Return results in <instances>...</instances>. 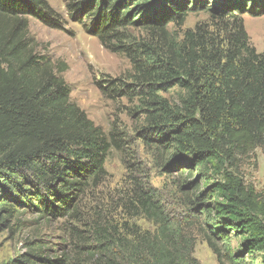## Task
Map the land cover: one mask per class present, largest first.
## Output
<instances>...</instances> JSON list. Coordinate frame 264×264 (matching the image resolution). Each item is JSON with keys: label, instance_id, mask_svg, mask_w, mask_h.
Masks as SVG:
<instances>
[{"label": "trees", "instance_id": "obj_1", "mask_svg": "<svg viewBox=\"0 0 264 264\" xmlns=\"http://www.w3.org/2000/svg\"><path fill=\"white\" fill-rule=\"evenodd\" d=\"M89 1L80 7L89 30L101 42L112 38L107 49L132 65V84L118 93L138 101L145 116L138 137L173 193L162 196L133 180L121 207L155 229L129 222L99 227L81 264H200L196 236L216 264H248L254 254L264 264V193L242 172L264 148V50L250 43L243 16L264 15V0ZM45 7L43 0H0V212L8 211L2 223L15 213L9 200L75 218L85 194L105 181L106 158L118 147L114 133L70 101L64 78L37 54L27 17L45 20ZM199 11L208 25L180 39L169 34L170 24L181 27ZM129 28L145 31L149 43L122 44L129 36L119 30Z\"/></svg>", "mask_w": 264, "mask_h": 264}, {"label": "rangeland", "instance_id": "obj_2", "mask_svg": "<svg viewBox=\"0 0 264 264\" xmlns=\"http://www.w3.org/2000/svg\"><path fill=\"white\" fill-rule=\"evenodd\" d=\"M43 2L46 5L45 20L35 14L27 17L30 38L36 44L37 54L51 62L64 78L70 101L95 126L107 134L114 133L118 147L112 146L106 158L105 181L85 194L75 218L46 216L25 203L9 200L8 208L14 205L15 213L2 223L8 211L0 212V264H52L57 260H63V264H81L88 260L89 247L99 240L96 236L99 227L109 225L118 229L123 222H129L142 230L155 229L151 222L141 217L131 219V214L121 207L123 196L132 188L133 180L145 189H157L162 196L173 193L170 182L138 137L145 118L137 112L138 101L118 93L123 85L131 86L132 65L124 54L107 49L115 44L112 38L101 42L89 30L92 23L80 7L90 1ZM97 9L98 3L91 5L88 12ZM243 21L250 43L261 53L264 50V15L251 17L247 14ZM208 23L206 13L192 12L181 27L170 24L168 32L180 39L185 30ZM119 32L129 36L128 41L122 43L125 46L149 43V36L143 30L129 28ZM242 172L249 187L264 193V148L253 152L244 163ZM232 246L237 250L236 241H232ZM194 257L200 264H216L215 255L198 236ZM247 260L248 264H262L257 254Z\"/></svg>", "mask_w": 264, "mask_h": 264}]
</instances>
